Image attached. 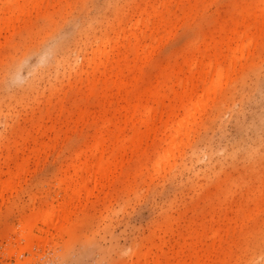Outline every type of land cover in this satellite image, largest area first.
I'll list each match as a JSON object with an SVG mask.
<instances>
[{"label":"rangeland","instance_id":"obj_1","mask_svg":"<svg viewBox=\"0 0 264 264\" xmlns=\"http://www.w3.org/2000/svg\"><path fill=\"white\" fill-rule=\"evenodd\" d=\"M0 193V264H264V0H0Z\"/></svg>","mask_w":264,"mask_h":264},{"label":"bare ground","instance_id":"obj_2","mask_svg":"<svg viewBox=\"0 0 264 264\" xmlns=\"http://www.w3.org/2000/svg\"><path fill=\"white\" fill-rule=\"evenodd\" d=\"M22 4L24 5L25 3H22ZM22 4H21V7H19L20 4H18L17 7H18V8H23V5H22ZM147 113H148V114L150 113L149 109H147ZM181 127H182V122L179 121V123H178V125H177V127H176V134H178L177 132H179V131L181 130ZM133 137H134V136H133ZM133 137H132V138H133ZM132 138H131V139H132ZM132 141H133V140H132ZM113 150L115 151V149H113ZM113 153H114V152H113ZM101 156H102V155H101ZM101 156H99V157H100V161H99V160H97L98 162L96 161L94 171H95V170L98 171L99 176H101V177L103 178L104 173H106L105 170L107 171L108 167L111 166V165H112V167H113V165H114V167H115V165H116L117 162H116V163L113 162V163H115V164H113V163L110 162V161L108 162V158H106V160H104L105 158L102 159ZM97 159H99V158L97 157ZM98 163H99V164H98ZM111 163H112V164H111ZM76 165H77V164H76ZM85 165H87V164H85ZM85 165H84V166H85ZM96 165H97L98 167H97ZM77 166H78V165H77ZM86 167H88V169H86ZM89 167H92V166H89V165H88V166H85L86 171L92 169V168H89ZM78 168H80V167H77V169H78ZM110 168H111V167H110ZM101 170L104 171V172H102ZM92 171H93V170H92ZM92 171H91V172H92ZM108 171H111V170L109 169ZM108 171H107V172H108ZM89 172H90V171H89ZM100 172H102V173H100ZM92 173H93V172H92ZM95 173H96V172H95ZM96 174H97V173H96ZM96 174H95V175H96ZM106 174H108V173H106ZM93 175H94V174H93ZM104 176H105V175H104ZM13 178H14V177H13ZM102 178H101V179H102ZM9 179H11V178H9ZM85 179H86V177H85L84 179H82V183L84 184V186H85V183H86L85 181H86V180L88 181V179H86V180H85ZM93 179L96 180L95 176H93ZM98 179L100 180V177H98ZM6 180H7V182L10 183V181H9L8 179H6ZM6 180L3 181L1 184L4 185V182H6ZM11 181H15V180H14V179H13V180L11 179ZM96 181L98 182V180H96ZM99 182H100V181H99ZM82 183H81V185H82ZM7 184H8V183H7ZM10 184H12V182H11ZM14 184H15V183L13 182V185H14ZM5 185H6V183H5ZM5 185H4V186H5ZM13 185H12V186H13ZM4 186H3V187H4ZM6 186H11V185L8 184V185H6ZM4 188H6V187H4ZM1 190H2V188H1ZM0 194H1V193H0ZM51 208H52V209H49V208H48L49 210L47 209L43 214H41V216H40L41 218H40V219H41L44 223L49 224V225H54V224H55V221L58 220V221L60 222V228H61L63 231H67V225H66V222L68 221V215H67V214H69V213L66 212V211H67L66 209H65L66 211H64V208H65V207L59 209V210H61V213H62L61 216H60V215L57 216L59 210H58L57 208H55V206H54V207H51ZM55 209H57V213H56V214H55V211H56ZM62 211H63L64 213H63ZM65 212H66L67 214H65Z\"/></svg>","mask_w":264,"mask_h":264}]
</instances>
